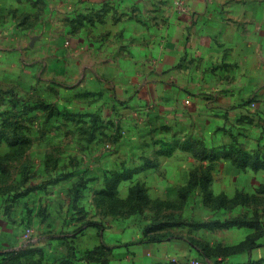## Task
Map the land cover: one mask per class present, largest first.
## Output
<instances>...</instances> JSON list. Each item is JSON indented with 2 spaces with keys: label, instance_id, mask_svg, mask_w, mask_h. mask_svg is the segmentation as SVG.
Wrapping results in <instances>:
<instances>
[{
  "label": "crops",
  "instance_id": "obj_1",
  "mask_svg": "<svg viewBox=\"0 0 264 264\" xmlns=\"http://www.w3.org/2000/svg\"><path fill=\"white\" fill-rule=\"evenodd\" d=\"M0 93L36 116L0 132V207L19 192L0 218V264L43 245L22 247L23 225L44 240L69 224L105 264H214L223 250L221 264H264L250 223L143 231L121 216L106 226L98 203L153 159L183 169L186 187L206 167L238 189L264 175L250 151L264 145V0H0Z\"/></svg>",
  "mask_w": 264,
  "mask_h": 264
},
{
  "label": "rangeland",
  "instance_id": "obj_2",
  "mask_svg": "<svg viewBox=\"0 0 264 264\" xmlns=\"http://www.w3.org/2000/svg\"><path fill=\"white\" fill-rule=\"evenodd\" d=\"M13 100L14 98H8L0 93V132L20 131L24 127L34 126L32 121L36 119V116L25 112L26 101L21 99L15 104ZM114 134L121 137L130 136L124 128L118 131L113 129L111 135L114 136ZM116 144L107 142L105 147L115 150ZM132 145L128 144V151L139 147ZM243 147L244 152L248 153L250 147L248 145ZM228 148H232L231 145ZM136 151L137 149L134 154ZM250 151H253V154L259 151L257 154H260L258 156L260 157L264 154V145H254V149ZM139 154L140 150L137 156ZM135 157L136 155L129 156L128 164L131 162L135 164ZM152 158L155 157L152 156ZM155 160L151 161L156 166L155 170L135 173V176H130L128 182L119 191L100 198L98 202L100 206L107 208L110 204L111 210L105 212L109 215V218L105 220L106 226L108 222L121 216L128 223V227L140 228L143 231L161 227L170 234L174 227L186 226L185 222H193L197 225L225 220L232 222V225H227L226 228L233 226L242 228L246 227L244 223H250L254 230L248 229L249 237L258 238L264 234V175L243 178L241 187L238 189L237 183H234L231 176H221L218 172L211 173L206 167L201 175L193 177L186 187L184 184L188 178L180 176L183 169L174 171L171 160L160 162ZM251 160H254V157H251ZM211 166H213L212 163ZM217 166L221 170L220 163ZM5 181L3 177H0V191L5 188ZM157 186L160 189H156ZM177 188H179L178 192H174ZM18 193L17 191L9 194L1 193L3 203L0 207V218H5L10 208L8 202ZM93 210L95 214L103 213L97 207ZM73 227L81 228L82 225H63L62 229ZM26 229L33 230L34 239L31 242L21 240L22 247L28 248L31 244L35 245L40 241H43V245L28 252L30 254L25 261H16L15 264H105L106 258L103 252L98 250V245L95 256L88 257L82 253L88 247V241L87 238L81 237V230L67 234L61 229L60 233L47 235L44 241L40 239L42 237H38L35 228L29 225H23L20 228L21 236ZM96 243L98 244L97 241ZM227 256V251L223 250L214 264L223 263Z\"/></svg>",
  "mask_w": 264,
  "mask_h": 264
},
{
  "label": "built area",
  "instance_id": "obj_3",
  "mask_svg": "<svg viewBox=\"0 0 264 264\" xmlns=\"http://www.w3.org/2000/svg\"><path fill=\"white\" fill-rule=\"evenodd\" d=\"M188 103V100L185 101ZM251 106H254V104H251ZM33 230L32 229H26L24 233L22 234V240L25 242H31L34 238L32 236ZM189 264H201V262L197 259H190L188 261Z\"/></svg>",
  "mask_w": 264,
  "mask_h": 264
},
{
  "label": "trees",
  "instance_id": "obj_4",
  "mask_svg": "<svg viewBox=\"0 0 264 264\" xmlns=\"http://www.w3.org/2000/svg\"><path fill=\"white\" fill-rule=\"evenodd\" d=\"M77 230H81V228H75V229H72L71 231L72 233H74V232H77Z\"/></svg>",
  "mask_w": 264,
  "mask_h": 264
}]
</instances>
